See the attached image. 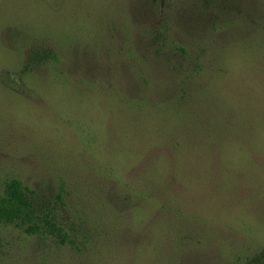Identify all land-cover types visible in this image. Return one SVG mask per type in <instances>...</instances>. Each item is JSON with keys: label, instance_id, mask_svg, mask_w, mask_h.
<instances>
[{"label": "rangeland", "instance_id": "1", "mask_svg": "<svg viewBox=\"0 0 264 264\" xmlns=\"http://www.w3.org/2000/svg\"><path fill=\"white\" fill-rule=\"evenodd\" d=\"M0 264H264V0H0Z\"/></svg>", "mask_w": 264, "mask_h": 264}, {"label": "trees", "instance_id": "2", "mask_svg": "<svg viewBox=\"0 0 264 264\" xmlns=\"http://www.w3.org/2000/svg\"><path fill=\"white\" fill-rule=\"evenodd\" d=\"M35 192L22 181L12 179L5 182L0 195V227H12L27 236H47L59 238L61 244L74 245L67 241L65 231L59 226L51 211L37 215L32 203ZM2 243L0 238V251Z\"/></svg>", "mask_w": 264, "mask_h": 264}]
</instances>
